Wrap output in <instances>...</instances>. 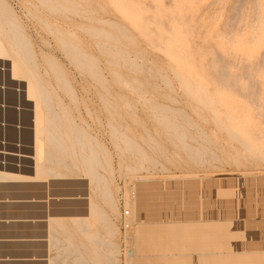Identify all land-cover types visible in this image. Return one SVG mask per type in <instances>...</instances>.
<instances>
[{
	"label": "rangeland",
	"instance_id": "obj_1",
	"mask_svg": "<svg viewBox=\"0 0 264 264\" xmlns=\"http://www.w3.org/2000/svg\"><path fill=\"white\" fill-rule=\"evenodd\" d=\"M2 1L67 133V155L47 145L60 179L0 184L48 192L71 217H49L51 264H264V0ZM3 99L26 109L23 93ZM4 111L0 140L15 143Z\"/></svg>",
	"mask_w": 264,
	"mask_h": 264
},
{
	"label": "bare ground",
	"instance_id": "obj_2",
	"mask_svg": "<svg viewBox=\"0 0 264 264\" xmlns=\"http://www.w3.org/2000/svg\"><path fill=\"white\" fill-rule=\"evenodd\" d=\"M258 23L261 24L262 21H260V22L258 21ZM257 33H258V35L256 37V40H258V37H260V34H262L261 27L257 28ZM9 51L13 54V58H11L9 56ZM37 67H38V64L35 61V57L33 55L31 48H30L29 41L21 33L19 27L17 26L16 18L11 14V11H10L9 7L7 6V4L4 1L0 0V93H2V97L3 96L5 97L8 94V92L11 94V92H13L14 90L16 91V93H23L24 94V102L26 103V105L24 106V108H26V109H23L22 106L19 104V101L17 102V104L15 106H12V105L7 106L6 101L4 99L2 101H0V103H1L0 108L1 109H7V110L8 109H14L16 112H18V115H19L16 117V119L14 121V122L17 121V124H16L17 126L16 125H10V127H13V128L16 127L15 129L18 130V132H17L18 140L14 141L15 143L7 142V140L4 138V136H3L2 141L0 140V184H4V185L14 184L15 181L20 182L22 180L23 181L28 180V182L29 181L32 182L33 180L35 181L39 178H43V177L45 178L44 175H46V177H51L56 173L54 168H52L54 161H55V164H56V162H58V163H60V165L62 167H64L63 166L64 164L61 160L55 159L54 157H52L49 154L48 146H47L48 144L54 146L58 151L65 153V155H67L66 153H69L67 151V145L65 144L66 142L64 141V138H63L64 135H66L67 133L63 134L61 131L62 121H61L60 115L55 110V108L52 104L53 102H52V99H51V96L49 94L47 87L45 86V84L43 83V80L38 75ZM1 79H2V81H1ZM67 88H68V86H67ZM28 107L31 108L30 112L32 113V122L30 125V129L26 128V127H21V112L29 111ZM6 112L7 111L3 112V119H5V121L7 120L6 119V115H7ZM163 113H164V111H163ZM5 123H8V122L6 121L2 124L0 123L1 127L5 128L6 127V125H4ZM23 130L24 131L30 130L32 132V134H31L32 135V143L30 144L31 145L30 147H29V145H23L21 142V134H22ZM74 131H76V130H74ZM4 132H5V130H4ZM185 133H187V132H185ZM77 135H78V133H77ZM77 135H76V137H77ZM80 136H81V134L79 135V137ZM79 137H77L76 139L74 138V140L77 141V139H78V141L81 144L82 139L80 140V138H82V137H80V138ZM68 140H69V138H68ZM83 140H84V138H83ZM79 142L77 144L78 146L80 145ZM88 146H89V141H88ZM72 147H74V146H72ZM91 147H92V144H91ZM72 149H74V148H72ZM72 151H73V153L75 152L74 150H72ZM91 151H92V155L91 154L90 155L93 156V158L95 160L94 163L96 162L95 166L99 165L98 154H97L98 150L96 151L92 147ZM83 153L84 152L82 151L81 154H83ZM89 153H91V152H89ZM83 155H85V154H83ZM83 158H84V160L87 159V158L85 159L84 156H83ZM102 159H103V157H102ZM89 160H91V159H89ZM85 163H88V162H84V164ZM91 163L92 162L89 161L88 167H89V169L91 168L93 180L95 179L97 181L98 189H100L103 192V195L102 194L101 195L104 196L105 198H107L109 200L108 203H110V201H112L111 193L109 192V190L107 188L105 178L103 177V175H101L96 170V168ZM29 164L31 166H29ZM65 165H66V163H65ZM56 166H57V164H56ZM53 167H55V166H53ZM58 167H59V165H58ZM11 169L12 170L16 169V171H10ZM25 170H29L28 172L32 173V176L26 175L25 173L27 171H25ZM57 177H59V176H57ZM51 179H54V178H51ZM59 179H60V177H59ZM54 180H56V179H54ZM38 181H40V180H38ZM38 181H35V182H38ZM40 182H43V180ZM20 183H22V182H20ZM23 183H25V182H23ZM8 188L11 189L10 187H8ZM77 201H79V200H77ZM93 203L89 202V204H90V206L88 205L89 208H91L92 211H95L96 214L100 215L102 219L105 218L103 210ZM54 222H55V220H54ZM106 223H107V221H106ZM77 224L79 225L78 227H80V229L83 232H89L90 229H88V226H86L85 222L82 219H80ZM108 224H110V223H108ZM94 236L96 237L95 234H94ZM55 238L58 239L57 237H55ZM96 240H99V239L97 238ZM57 241L59 242L60 240L58 239ZM94 243L99 245L98 241H96ZM102 243L103 242H101V244ZM103 245H105V244H103ZM108 245H109V243H108ZM108 245H106V246H108ZM106 246H104V247H106ZM56 248H58V247H56ZM115 248H117V247H115ZM101 253H103V252H101ZM66 254H69V253H66ZM107 257H109V256H107ZM112 258H110V259H112ZM81 261L85 262V260L83 261L82 259H81ZM58 262H59V260H58ZM78 263H80V262H77V264ZM94 264H95V262H94Z\"/></svg>",
	"mask_w": 264,
	"mask_h": 264
},
{
	"label": "crops",
	"instance_id": "obj_3",
	"mask_svg": "<svg viewBox=\"0 0 264 264\" xmlns=\"http://www.w3.org/2000/svg\"><path fill=\"white\" fill-rule=\"evenodd\" d=\"M10 188L0 191V264H51L54 238L49 217H71L59 214L48 202V192Z\"/></svg>",
	"mask_w": 264,
	"mask_h": 264
}]
</instances>
